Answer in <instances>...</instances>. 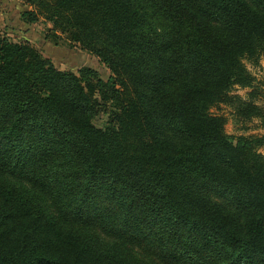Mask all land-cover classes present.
Instances as JSON below:
<instances>
[{
  "label": "trees",
  "instance_id": "1",
  "mask_svg": "<svg viewBox=\"0 0 264 264\" xmlns=\"http://www.w3.org/2000/svg\"><path fill=\"white\" fill-rule=\"evenodd\" d=\"M21 2L110 75L0 37V264H264V0Z\"/></svg>",
  "mask_w": 264,
  "mask_h": 264
},
{
  "label": "rangeland",
  "instance_id": "2",
  "mask_svg": "<svg viewBox=\"0 0 264 264\" xmlns=\"http://www.w3.org/2000/svg\"><path fill=\"white\" fill-rule=\"evenodd\" d=\"M12 8V16L9 23L8 32H4L0 26V37L6 36L11 41L20 42L27 40L41 55L49 59L53 66L61 71H70L77 73L80 68L87 67L97 71L100 78L106 80L110 73L108 69L94 55L81 49L79 45L66 40L64 36L54 39L50 33L51 27L43 22L42 18L33 25L26 24L16 20L15 16L26 9L21 0H5ZM16 24H15V22ZM13 28V29H12ZM246 68L254 77L253 87L242 89L234 87L230 94L237 95L242 99H247L250 92H254L253 103L261 109L262 117L252 118L249 121L238 120L234 117L233 110L227 105L213 107L210 112L214 115L222 116L226 119L224 130L231 137L238 136H261L264 134V57L258 60V65H252L244 61ZM106 115L100 114L94 123L98 127L106 125ZM259 152L264 156V147L259 148Z\"/></svg>",
  "mask_w": 264,
  "mask_h": 264
},
{
  "label": "crops",
  "instance_id": "3",
  "mask_svg": "<svg viewBox=\"0 0 264 264\" xmlns=\"http://www.w3.org/2000/svg\"><path fill=\"white\" fill-rule=\"evenodd\" d=\"M9 4L10 3H8L5 0H0V26L2 25L1 26L2 29L3 30L5 29L4 32H8L9 31V27H8L7 24L10 22L11 16H12V12H13L12 8H11V6H9ZM15 18L17 20L19 18V15H16ZM16 22H15V24H16ZM9 25H10V23H9Z\"/></svg>",
  "mask_w": 264,
  "mask_h": 264
}]
</instances>
